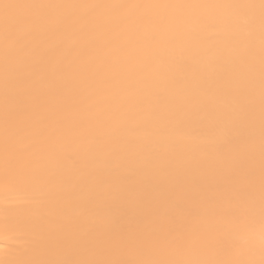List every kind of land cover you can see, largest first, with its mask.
Wrapping results in <instances>:
<instances>
[{
	"label": "bare ground",
	"instance_id": "6f19581e",
	"mask_svg": "<svg viewBox=\"0 0 264 264\" xmlns=\"http://www.w3.org/2000/svg\"><path fill=\"white\" fill-rule=\"evenodd\" d=\"M0 264H264V0H0Z\"/></svg>",
	"mask_w": 264,
	"mask_h": 264
}]
</instances>
